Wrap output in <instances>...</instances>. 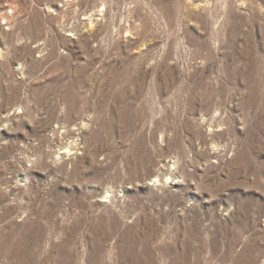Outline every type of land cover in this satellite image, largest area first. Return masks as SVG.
<instances>
[{"label": "rangeland", "instance_id": "obj_1", "mask_svg": "<svg viewBox=\"0 0 264 264\" xmlns=\"http://www.w3.org/2000/svg\"><path fill=\"white\" fill-rule=\"evenodd\" d=\"M0 264H264V0H0Z\"/></svg>", "mask_w": 264, "mask_h": 264}, {"label": "bare ground", "instance_id": "obj_2", "mask_svg": "<svg viewBox=\"0 0 264 264\" xmlns=\"http://www.w3.org/2000/svg\"><path fill=\"white\" fill-rule=\"evenodd\" d=\"M138 261V260H137Z\"/></svg>", "mask_w": 264, "mask_h": 264}]
</instances>
